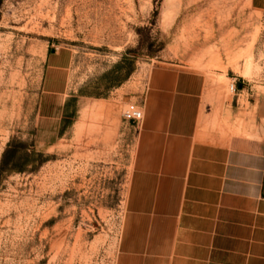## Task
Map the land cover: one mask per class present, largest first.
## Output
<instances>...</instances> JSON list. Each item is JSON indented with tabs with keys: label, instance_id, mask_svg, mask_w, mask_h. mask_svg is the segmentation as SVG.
I'll return each mask as SVG.
<instances>
[{
	"label": "rangeland",
	"instance_id": "1",
	"mask_svg": "<svg viewBox=\"0 0 264 264\" xmlns=\"http://www.w3.org/2000/svg\"><path fill=\"white\" fill-rule=\"evenodd\" d=\"M53 59L68 93L55 127L39 119ZM163 64L213 77L234 108L264 106V9L0 0V264H116L136 137L121 115Z\"/></svg>",
	"mask_w": 264,
	"mask_h": 264
},
{
	"label": "crops",
	"instance_id": "2",
	"mask_svg": "<svg viewBox=\"0 0 264 264\" xmlns=\"http://www.w3.org/2000/svg\"><path fill=\"white\" fill-rule=\"evenodd\" d=\"M163 65L132 98L143 119L116 264H264V106L234 108L213 77ZM65 70L61 59L47 65L43 124L62 118Z\"/></svg>",
	"mask_w": 264,
	"mask_h": 264
},
{
	"label": "built area",
	"instance_id": "3",
	"mask_svg": "<svg viewBox=\"0 0 264 264\" xmlns=\"http://www.w3.org/2000/svg\"><path fill=\"white\" fill-rule=\"evenodd\" d=\"M229 90L231 92L236 91L235 81H232V83L229 86ZM122 119L123 121L132 123L136 127H138L143 119L142 108L137 103H129L122 112Z\"/></svg>",
	"mask_w": 264,
	"mask_h": 264
},
{
	"label": "trees",
	"instance_id": "4",
	"mask_svg": "<svg viewBox=\"0 0 264 264\" xmlns=\"http://www.w3.org/2000/svg\"><path fill=\"white\" fill-rule=\"evenodd\" d=\"M7 154H8V150H6L4 153H3V156L1 158V161H0V173L2 172H7V173H10L11 172V169H7V166H8V162H7Z\"/></svg>",
	"mask_w": 264,
	"mask_h": 264
}]
</instances>
